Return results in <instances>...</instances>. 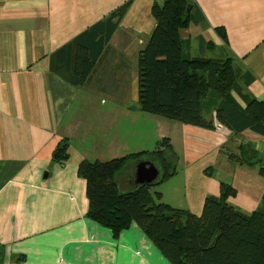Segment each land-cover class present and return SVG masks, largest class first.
I'll use <instances>...</instances> for the list:
<instances>
[{
    "label": "crops",
    "instance_id": "crops-1",
    "mask_svg": "<svg viewBox=\"0 0 264 264\" xmlns=\"http://www.w3.org/2000/svg\"><path fill=\"white\" fill-rule=\"evenodd\" d=\"M153 1L0 0V264H170L135 223L113 236L86 218L85 181L76 169L92 154V159L104 160L131 153L124 141L115 145L120 143L114 127L119 120L111 108L123 112L124 120L127 112L135 118L147 114L137 104L136 59L155 23ZM190 3V21L178 30L189 44V54L210 57L225 47L251 76L248 92L262 99L264 0ZM117 9V26L104 38L101 33L108 25L103 19ZM75 38V49L88 45L90 57L93 41L102 43L82 86L62 75L72 73L73 60L65 70L55 54ZM126 86L131 103L123 97ZM90 105L107 110L106 133L86 130L83 115ZM172 124L175 129L169 131V121L155 117L154 139L168 136L177 159L174 172L152 189L159 194L153 198L199 216L205 196L219 195L225 180L236 191L229 204L244 213L254 210L264 177L256 167L237 164L219 149L226 145L235 152L245 144L264 158V137L249 129L234 133L222 125L212 130ZM61 140L68 142L63 164L51 159ZM92 142L100 147L95 149ZM138 147L133 149L144 146ZM136 164L128 163L133 178ZM208 167L211 175L204 173ZM131 176L118 175L120 189L132 185Z\"/></svg>",
    "mask_w": 264,
    "mask_h": 264
},
{
    "label": "trees",
    "instance_id": "trees-1",
    "mask_svg": "<svg viewBox=\"0 0 264 264\" xmlns=\"http://www.w3.org/2000/svg\"><path fill=\"white\" fill-rule=\"evenodd\" d=\"M190 6V0L152 3L155 23L136 59L139 110L212 130L219 125L234 133L249 129L264 137V97L257 99L248 92L251 76L242 65L225 47L210 57L189 54V44L178 30L190 21ZM118 9L103 19L108 25L101 33L104 38L117 26ZM216 29L224 40L223 30ZM98 41H93L92 57L88 45L75 49L76 38L55 52L65 70L73 60L72 73H61L67 82L84 84L101 50ZM67 148L68 142L61 140L52 152V161L63 164ZM227 148L223 145L219 151L225 150L227 158L237 164L256 167L264 177V158L256 149H247L245 144L235 152ZM176 159L169 137L162 136L152 150L141 149L108 160H82L76 169L85 181L86 218L109 229L113 236L135 223L170 264H264V190L258 206L244 213L228 202L235 189L220 182L219 195L205 196L201 214L196 216L156 201L159 194L151 192L172 174ZM131 160L135 164L150 161L159 170L158 177L150 184L132 182L127 189H120L117 177ZM210 169L204 173L211 175Z\"/></svg>",
    "mask_w": 264,
    "mask_h": 264
},
{
    "label": "rangeland",
    "instance_id": "rangeland-1",
    "mask_svg": "<svg viewBox=\"0 0 264 264\" xmlns=\"http://www.w3.org/2000/svg\"><path fill=\"white\" fill-rule=\"evenodd\" d=\"M126 89H127L126 93H124L123 97L126 95L127 103L128 102L131 103V101H132L131 100V92L129 91V88H127V86H126ZM103 104H104V102L102 101V105ZM111 111L115 113V117L119 120V121L115 120V122H114L115 131H116V133H118L119 140H120V143H115L116 146H119L124 141L128 145L129 152H134L133 150H137V151L141 150V149H133V148H140L138 146H140L141 144L144 146L142 150H144V149L151 150L156 146L157 140L154 139V134L156 132V127H155V117L156 116L155 115L142 114V115H145V117L135 118L134 116H132L131 114H128V112H127V118L124 120V113L123 112L115 111L112 108H111ZM83 116L87 117L88 125H87L86 130H88L90 128L91 131H93V132L97 131L98 134H100L101 133L100 129H102V131L105 133L108 131V129H110L108 126V120H109L108 116L109 115H108V112L106 109L104 111H102L101 107L98 108L96 105H90L89 107H87V113ZM158 117H160V116H158ZM139 119H143V120H139ZM164 119L169 121V131L174 130L175 128L173 127V125H175V124H172V123H178V122L174 121V120L167 119V118H164ZM170 121H172V122H170ZM149 127H151V129H152L151 132L149 130ZM240 134L241 133H239L238 135L240 136ZM100 135H98L99 138H102ZM110 135H111V138H113L112 131H110ZM232 142H236V140L233 139ZM170 144H171V142H170ZM92 145L95 147V149L100 147V145H95L94 142H92ZM114 148H120V147H114ZM257 148L260 150L262 147L260 145H258ZM109 149H112V148L109 147ZM263 150H264V147H263ZM92 156H93V154L89 156L90 157L89 161L95 160V159L91 158ZM99 158H108V157H99ZM104 160H108V159H104ZM173 172L174 171H172V173ZM131 173H133L131 171V165H128V167L126 169L124 168L123 172L120 173V177H121V179H124L127 177L130 178L131 175L129 176V174H131ZM131 178H133V174H132ZM175 179H178V178H175ZM132 181L134 183V178L132 179ZM222 181H223V183H227L231 188L233 187V185L229 181H225V180H222ZM135 185H137V184H135ZM165 186L168 187V184H165ZM202 205H203V203H202ZM183 209L188 210L187 208H183ZM201 210H202V208H201Z\"/></svg>",
    "mask_w": 264,
    "mask_h": 264
},
{
    "label": "water",
    "instance_id": "water-1",
    "mask_svg": "<svg viewBox=\"0 0 264 264\" xmlns=\"http://www.w3.org/2000/svg\"><path fill=\"white\" fill-rule=\"evenodd\" d=\"M159 175V170L148 160L140 161L135 166L134 183L150 184Z\"/></svg>",
    "mask_w": 264,
    "mask_h": 264
}]
</instances>
